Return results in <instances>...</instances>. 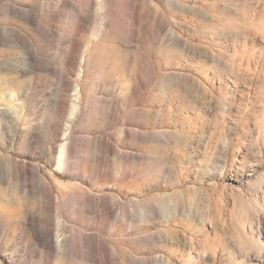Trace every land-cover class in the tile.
<instances>
[{"label": "rangeland", "instance_id": "obj_1", "mask_svg": "<svg viewBox=\"0 0 264 264\" xmlns=\"http://www.w3.org/2000/svg\"><path fill=\"white\" fill-rule=\"evenodd\" d=\"M0 264H264V0H0Z\"/></svg>", "mask_w": 264, "mask_h": 264}, {"label": "bare ground", "instance_id": "obj_2", "mask_svg": "<svg viewBox=\"0 0 264 264\" xmlns=\"http://www.w3.org/2000/svg\"><path fill=\"white\" fill-rule=\"evenodd\" d=\"M61 156H62V153H61ZM61 156H59V157H61Z\"/></svg>", "mask_w": 264, "mask_h": 264}]
</instances>
